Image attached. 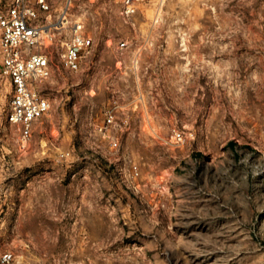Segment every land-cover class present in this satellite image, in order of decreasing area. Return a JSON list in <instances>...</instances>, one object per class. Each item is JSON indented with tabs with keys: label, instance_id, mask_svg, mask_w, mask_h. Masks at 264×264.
<instances>
[{
	"label": "rangeland",
	"instance_id": "1",
	"mask_svg": "<svg viewBox=\"0 0 264 264\" xmlns=\"http://www.w3.org/2000/svg\"><path fill=\"white\" fill-rule=\"evenodd\" d=\"M71 3L93 38L82 68H61L53 48L50 111L24 150L0 116V245L13 264H264V0H147L129 21L119 0ZM120 39L145 45L153 128L131 112L113 151L92 120L135 89ZM172 127L190 140L168 143Z\"/></svg>",
	"mask_w": 264,
	"mask_h": 264
},
{
	"label": "built area",
	"instance_id": "2",
	"mask_svg": "<svg viewBox=\"0 0 264 264\" xmlns=\"http://www.w3.org/2000/svg\"><path fill=\"white\" fill-rule=\"evenodd\" d=\"M146 1L119 0L120 16L131 20ZM71 5V0H64L60 7L53 0H0V116L14 127L21 151L27 147L37 122L50 111L42 86L54 66L57 67L51 55L53 48L57 50L61 68L67 71H79L93 48V38L83 20L69 13ZM153 10L156 15L159 5L153 6ZM144 46L132 47L126 39L116 43L119 51L131 53L129 84H134L135 89L115 96L92 120L96 137L113 151L120 148V140L130 131L131 112L138 111L148 130L153 128L148 98L141 88L145 83ZM123 99L127 103L120 101ZM149 133L161 138L158 133L156 136ZM189 140L183 129L170 128L168 143L181 147ZM54 158L59 163L71 161L67 150L56 151ZM124 176L132 181L140 179L137 161L130 163ZM13 261L14 253L0 245V264H13Z\"/></svg>",
	"mask_w": 264,
	"mask_h": 264
},
{
	"label": "crops",
	"instance_id": "3",
	"mask_svg": "<svg viewBox=\"0 0 264 264\" xmlns=\"http://www.w3.org/2000/svg\"><path fill=\"white\" fill-rule=\"evenodd\" d=\"M153 81L155 82H157V81H162L160 84H167V81H168V78H166L165 76H159V77H155V78H153ZM156 82H155V84H156ZM158 84V83H157Z\"/></svg>",
	"mask_w": 264,
	"mask_h": 264
}]
</instances>
